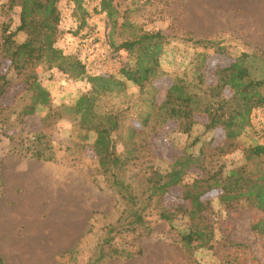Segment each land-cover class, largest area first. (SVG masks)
I'll use <instances>...</instances> for the list:
<instances>
[{
	"label": "rangeland",
	"instance_id": "374dc122",
	"mask_svg": "<svg viewBox=\"0 0 264 264\" xmlns=\"http://www.w3.org/2000/svg\"><path fill=\"white\" fill-rule=\"evenodd\" d=\"M9 1L0 0V72L8 65L3 60L2 32L5 28L15 32L19 26L20 7ZM101 1L81 0V10L66 0L58 4L59 35L53 47L81 63L83 79L72 80L44 61L8 75L11 84L0 97L2 264H264V233L251 230L261 215L246 203L227 208L217 199L210 202L204 219L211 240L204 248H188L181 242V235L193 228L187 215L178 214L171 224L158 216L160 207L172 211L180 203V188L171 190L162 206L155 199L144 203L149 176L169 173L176 159L199 157L201 149L205 154L200 162L212 171L220 169L226 175L244 165L254 169L255 162L246 161V154L264 143V109L253 112L252 125L220 155L213 148L222 143L221 132L211 135L195 125L182 133L175 121L163 120L159 107L173 80L193 83L200 72L207 84H213L212 70L226 65L227 57L248 54L264 61V0ZM157 32L163 36V50L156 90L146 86L140 92L124 83L123 91L106 95L97 104L100 113H121L116 149L127 163L115 173L137 206L147 205L142 214L145 224L127 225L130 206L112 185L110 173H103L94 149L95 133L82 130L78 118L64 111L89 91L87 77L120 79L121 69L134 64L136 53L118 49L119 45ZM25 38L20 32L13 41L18 45ZM219 47L225 56L214 53ZM204 55L207 67L200 71ZM28 75L48 92L50 103L26 116L22 112L31 103L25 91ZM195 119L204 120L197 115ZM200 175L191 168L184 183L191 184ZM112 228L121 232L111 235L105 258L95 263Z\"/></svg>",
	"mask_w": 264,
	"mask_h": 264
},
{
	"label": "trees",
	"instance_id": "16d2710c",
	"mask_svg": "<svg viewBox=\"0 0 264 264\" xmlns=\"http://www.w3.org/2000/svg\"><path fill=\"white\" fill-rule=\"evenodd\" d=\"M62 0H10L11 6L20 7L19 26L15 32H2L5 53L3 60L7 62L5 71L0 72V97H2L11 82L8 79L10 71L18 74L31 69L35 64L44 61L50 68H57L72 80H81L85 76L84 67L80 62L68 57L62 51L53 47L58 35L60 14L58 4ZM72 2L77 10H81V0H66ZM103 10V8H102ZM23 32L25 40L15 44L13 38ZM127 52L136 53L134 64L125 66L120 71V79L111 75L87 77L90 89L81 95L72 107L64 112L73 114L79 120L80 128L93 131L96 135L94 149L99 157L103 173H110L112 185L130 206L127 225L143 226L142 214L147 205L138 207L133 197L120 180L117 173L127 163L116 149V138L120 132L123 118L121 113L106 111L100 113L98 100L114 92L123 91L124 83H131L143 92L145 87L156 90L155 82L160 75L159 59L163 50V36L160 32L143 34L132 41H126L117 47ZM224 55L222 47L214 51ZM207 56L200 61V71L207 67ZM226 65L212 70L215 78L213 84H207L205 73H197L196 82L187 83L182 79L171 81L166 91V99L160 109L163 120L175 121L177 129L189 133L195 125H201L206 133L213 135L222 133V143L213 148L222 155L235 143L241 133L252 125L251 116L257 109H264V61L255 56L241 54L229 58ZM25 91L30 93L31 103L22 115L34 114L37 106H48V92L36 81L33 75L26 79ZM63 113V111H61ZM202 117L198 121L195 116ZM60 116V115H58ZM144 119L141 125H146ZM135 131L131 132V136ZM42 138V136H40ZM38 142L40 141L37 138ZM213 140L207 142V147ZM205 147V145H204ZM199 157L181 156L171 165L170 172L165 175L152 174L148 177L147 197L144 203L156 200L162 206L165 198L175 188L181 189L179 204L174 208L160 207L159 218L172 223L181 214L187 215L193 228L181 235V242L188 248H204L211 240V231L205 221L204 213L210 202L217 199L225 207L233 208L241 202L260 213L257 223L251 230L259 235L264 233V143L257 144L247 150L246 161H254L251 171L246 165L231 169L226 175L221 170L212 171L203 162L205 151L201 149ZM191 168L197 169L201 175L191 184L184 183V178ZM130 219V220H129ZM120 229L112 228L103 239L95 263L101 262L106 254L104 247L112 241V234H119ZM128 256V255H127ZM0 264H2L0 259Z\"/></svg>",
	"mask_w": 264,
	"mask_h": 264
},
{
	"label": "built area",
	"instance_id": "2783aa9c",
	"mask_svg": "<svg viewBox=\"0 0 264 264\" xmlns=\"http://www.w3.org/2000/svg\"><path fill=\"white\" fill-rule=\"evenodd\" d=\"M84 2H87V3H100L102 1L101 0H84ZM87 3H84V4H87ZM72 11H73V8H71V13H72Z\"/></svg>",
	"mask_w": 264,
	"mask_h": 264
}]
</instances>
